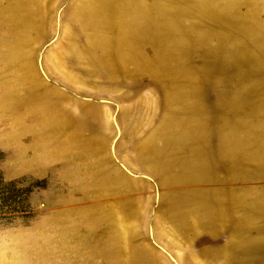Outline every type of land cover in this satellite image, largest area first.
I'll list each match as a JSON object with an SVG mask.
<instances>
[{"label": "rangeland", "instance_id": "rangeland-1", "mask_svg": "<svg viewBox=\"0 0 264 264\" xmlns=\"http://www.w3.org/2000/svg\"><path fill=\"white\" fill-rule=\"evenodd\" d=\"M0 181V264H264V0H0Z\"/></svg>", "mask_w": 264, "mask_h": 264}, {"label": "trees", "instance_id": "trees-1", "mask_svg": "<svg viewBox=\"0 0 264 264\" xmlns=\"http://www.w3.org/2000/svg\"><path fill=\"white\" fill-rule=\"evenodd\" d=\"M13 184H2L0 181V217L1 220L4 221L11 220L12 217L16 216L15 214L21 215L27 212L24 206L26 204V197H28L29 190H17ZM5 188L9 189L5 191Z\"/></svg>", "mask_w": 264, "mask_h": 264}]
</instances>
